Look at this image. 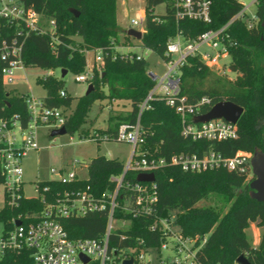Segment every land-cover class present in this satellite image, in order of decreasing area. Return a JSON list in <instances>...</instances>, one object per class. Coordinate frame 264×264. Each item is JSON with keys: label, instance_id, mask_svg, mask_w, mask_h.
<instances>
[{"label": "trees", "instance_id": "trees-1", "mask_svg": "<svg viewBox=\"0 0 264 264\" xmlns=\"http://www.w3.org/2000/svg\"><path fill=\"white\" fill-rule=\"evenodd\" d=\"M172 0H145L144 33L141 44L163 60L168 39L180 33L194 39L200 33L221 27L240 5L235 0H211L210 21L177 18L171 6ZM38 12L55 20L57 41L51 46L49 35L32 34L23 51L25 67L66 69L67 73L79 74L85 71L86 51L102 54V70L94 69L90 80L93 85L87 94L76 97L71 114L64 126L68 134L79 130L96 100H127L130 110L109 112L106 127L99 135H114L118 125L134 122L138 106L154 86L148 77V62L141 56L124 57L113 50L118 41L115 0H23ZM165 3L163 14L152 9ZM73 8L79 12L75 16ZM259 23L254 29H247L243 22L235 21L228 29L230 44L229 70L238 75L237 82H229L216 76L201 61L198 55H190L180 67L179 94L188 103L195 104L201 98H208L199 112H207L219 101H231L243 108L236 123L237 136L220 141L193 140L181 134L178 114L163 98H154L149 108L140 114V124L145 135V146L151 154L169 158L180 152L201 153L212 149L225 157H231L237 150L250 151L259 148L264 152V0L257 7ZM79 37L75 41L73 37ZM46 88L44 98L48 107H71L73 98L63 89V80L51 75L39 77ZM106 86V92L103 90ZM64 91V95L60 92ZM19 114L22 123L28 120V111L23 96L0 90V118ZM82 136V135H81ZM98 144L103 138L95 140ZM123 163L104 155L93 157L87 165V177L74 183V188H85L100 194L112 189L111 175L122 171ZM134 180L135 175H126ZM157 188V202L148 215L129 217V226L116 230L110 236L109 246L119 250L132 247L136 251L145 248H159L164 240L160 219L174 215L173 225L185 237L199 234L204 238L202 246L195 247L194 260L197 264H236V258L244 255L251 264H264V231L258 247H253L245 235L250 222H257L264 228V201L249 196V184L254 177L229 171L225 168L200 172L183 171L177 166H165L154 171ZM3 177L0 173V183ZM45 200L53 201L68 188L54 180L39 183ZM48 187L47 190H43ZM248 189L245 192L243 189ZM241 189V190H239ZM217 198L214 206H197L201 199ZM44 203L39 197L20 198L13 206L5 205L0 210V221L5 228H11L10 220L26 213L39 212ZM226 208L224 211L223 208ZM105 212H89L84 216L69 217L62 224L71 238H92L100 236L106 226ZM157 223L155 230L150 226ZM0 264H32L30 251L5 250L0 254ZM93 264H98L97 262Z\"/></svg>", "mask_w": 264, "mask_h": 264}, {"label": "built area", "instance_id": "built-area-1", "mask_svg": "<svg viewBox=\"0 0 264 264\" xmlns=\"http://www.w3.org/2000/svg\"><path fill=\"white\" fill-rule=\"evenodd\" d=\"M239 10L233 14L221 27L209 29L200 33L194 39L185 38L178 33L168 39L165 54L169 57L164 62L162 74H157L151 68L147 75L154 81V86L138 106L137 118L134 122L120 123L110 140L128 143L132 146L131 156L123 164L119 174L111 175L109 180L114 184L112 189L100 194L85 188H74V183L86 179L79 177L76 166H84L74 161L69 167L50 169L56 174L58 181L68 186L58 194L53 201H46L37 181L34 189L44 203L39 212L26 213L24 216L13 217L10 220L11 228H5L0 221V254L5 250L30 251L32 264H123V261L132 259L131 264H151L149 251H172L169 264H197L194 260L195 249L189 248V237L183 236L174 229L170 218L160 219L158 224L162 227L164 240L159 248H145L140 251L132 247L115 249L109 246L110 236L116 230H124V222H130L128 215L136 217L148 215L157 202V188L155 181H137L139 173H154L155 170L165 166H177L183 171L200 172L210 169L225 168L229 171L244 173L247 179L253 177L250 165L252 152L237 150L233 156L225 157L212 149L201 153L180 152L169 158L154 156L145 146V135L139 118L144 109L149 108V102L154 98H163L168 106L178 114L181 124V134L193 140L220 141L234 139L237 136L236 124H231L222 118L211 119L207 122L195 123L193 117L202 114L199 112L203 104L209 102L203 97L197 103H188L184 96L179 94L180 67L190 55H198L208 67L218 66L220 58L230 56L227 44H230L228 29L235 21H241L247 29H254L259 23L257 7L259 0H235ZM171 6L177 18L196 19L203 22L210 21L211 0H172ZM253 7V9H252ZM145 14L141 12L131 20L132 25H144ZM55 20L46 17L33 7L26 5L23 0H0V90L14 92L18 70H23V51L32 34L49 35L51 46H55L57 36L55 33ZM206 46L207 49H202ZM131 58L132 54H121ZM141 55L136 54L139 59ZM95 65L91 71L86 70L75 74L76 82H86L94 76V69L99 72L96 64L102 63V54L97 51L94 55ZM23 96L28 111V120L22 123L19 114L7 118H0V173L4 184L5 205L13 206L20 198H30L23 194V167L22 158L30 150L37 149L36 130L46 125L50 130L64 126L66 114L61 107H48L44 99L34 96ZM64 95V91L60 92ZM90 139L103 138L109 140L106 134H93ZM70 141L72 137H69ZM87 168V166H86ZM133 173L134 180L126 175ZM44 187L43 190H47ZM2 207V208H3ZM0 208V210L2 209ZM89 212H105L106 226L104 232L98 237L71 238L62 224V220L69 217L84 216ZM20 223L17 225L16 221ZM121 225L115 227L113 222ZM157 223L150 226L155 230ZM80 255L88 258L83 262ZM169 257V256H168Z\"/></svg>", "mask_w": 264, "mask_h": 264}, {"label": "rangeland", "instance_id": "rangeland-1", "mask_svg": "<svg viewBox=\"0 0 264 264\" xmlns=\"http://www.w3.org/2000/svg\"><path fill=\"white\" fill-rule=\"evenodd\" d=\"M115 4L118 41L113 44V50L119 54H139L148 62L149 68L157 74H162L164 70L162 58L153 51L144 48L141 44V40H137L125 34L126 30L129 28H135L140 30L142 34L144 33V25H132L131 20L136 18L141 12L145 14V0H115ZM152 11L158 15L163 14L165 11V3L155 6ZM73 38L75 41L80 40L77 36ZM205 48L207 49L206 46L202 47V49ZM93 54V51L85 52L86 70L88 71H91L92 67L95 65ZM229 63L230 56H226L219 59L218 66L209 67V69L216 76L235 83L238 80V75L229 70ZM96 65H98L100 73L102 70V63ZM16 75L17 78L13 85L14 92L26 96H34L40 100L45 98L46 88L40 84L38 78L48 75L62 78L63 89L68 96L73 98L71 107L66 109L62 108L66 117L71 114L75 106L76 97L84 94L88 86L86 82H76L74 80L75 74L72 72H68L61 77L60 69L58 68L46 69L28 66L23 70H18ZM103 90L106 92V86H103ZM130 108V102L127 100H114L109 103L106 99H99L93 103L79 130L72 134L66 133L51 137L49 135L51 130L48 126H39L36 130L39 147L35 150L28 151L22 158L24 180L23 194L29 197L36 196L37 192L33 186L37 181H46L56 178V174L50 172L51 168L56 170L61 167L69 168L76 160L79 161L81 165H84L82 167H80L79 164L76 166V173L82 178L87 177L86 166L90 160L97 155H104L107 158L117 159L123 164H126L131 156V145L115 140H103L98 144L95 140L90 139L89 136L96 133L99 134L97 130L106 127L109 112L125 111L130 110ZM69 137H72L71 141ZM243 190L247 192L248 189L244 188ZM4 203V184L0 183V208L3 207ZM216 204L220 205L215 197L211 199H201L197 202V206H214ZM226 208L227 207L223 208V210L225 211ZM113 224L115 227L121 225L117 221H114ZM122 225L125 227L129 226L127 221ZM173 227L175 230L179 231L176 225ZM263 231L264 228L258 225L257 222H250L249 226L245 229V235L253 247H258ZM198 237L199 234H195L194 237H189L187 246L191 248V250L195 249V247L202 246L207 235L200 240ZM149 253L152 258L151 264H169L168 262L171 259L170 256H172V251L170 250L157 252L155 249H152ZM93 263L94 262H91L90 264Z\"/></svg>", "mask_w": 264, "mask_h": 264}, {"label": "water", "instance_id": "water-1", "mask_svg": "<svg viewBox=\"0 0 264 264\" xmlns=\"http://www.w3.org/2000/svg\"><path fill=\"white\" fill-rule=\"evenodd\" d=\"M70 12H72L75 16H78L79 12L73 8L69 9ZM126 35L131 36L137 40L142 39V32L140 30H137L135 28H129L125 32ZM61 77H63L67 70L62 68L60 70ZM93 85L88 84L86 91L84 94L89 93V91L92 89ZM243 112V108L231 101H219L215 103L207 112L195 115L193 117V121L195 123H201V122H207L211 119L216 118H222L225 121L236 124ZM66 128L65 126H61L60 128L52 129L50 131V136L55 137L58 135L66 134ZM250 165H251V171L253 175V179L251 180L249 184V196L252 199H255L259 202L264 201V152L260 150L259 148H254L251 154L250 158ZM137 181H154L155 176L154 173H139L136 176ZM20 223L19 220L16 221V224L18 225ZM83 262H87L88 258L84 255H80ZM236 264H251L249 260L244 255H239L236 258ZM132 259H128L123 261V264H131Z\"/></svg>", "mask_w": 264, "mask_h": 264}, {"label": "crops", "instance_id": "crops-1", "mask_svg": "<svg viewBox=\"0 0 264 264\" xmlns=\"http://www.w3.org/2000/svg\"><path fill=\"white\" fill-rule=\"evenodd\" d=\"M95 53L93 54V57H94ZM114 101V100H113Z\"/></svg>", "mask_w": 264, "mask_h": 264}]
</instances>
